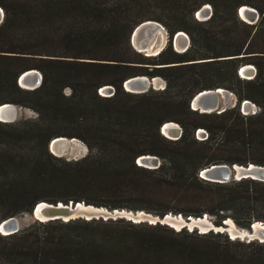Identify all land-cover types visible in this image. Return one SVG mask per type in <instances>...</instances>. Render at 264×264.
Returning a JSON list of instances; mask_svg holds the SVG:
<instances>
[{"label": "trees", "instance_id": "16d2710c", "mask_svg": "<svg viewBox=\"0 0 264 264\" xmlns=\"http://www.w3.org/2000/svg\"><path fill=\"white\" fill-rule=\"evenodd\" d=\"M205 4L211 15L198 21L193 13ZM243 5L256 9V23L238 17ZM0 7V105L28 107L67 124L50 133L37 124L25 129L24 121H0V222L39 201L158 216L207 214L217 225L229 217L243 228L264 222V182L199 177L212 164L264 165V0H0ZM146 20L160 22L169 35L154 56L135 51L129 40ZM180 30L190 38L184 52L171 48ZM248 63L256 73L242 78L238 71ZM31 69L42 81L28 90L18 77ZM137 75L162 77L166 87L125 91L124 80ZM104 86L113 87L112 95L99 93ZM216 87L233 92L236 105L221 113L190 108L195 93ZM244 100L258 111L241 113ZM167 121L181 127L178 139L160 133ZM8 131L25 143L24 153L11 154ZM58 136L88 146L91 155L76 163L86 167L83 173L48 169L47 161L58 160L48 143ZM146 154L162 160L157 168L136 163ZM58 190L75 194L47 195ZM228 236L125 218L34 221L0 234V256L5 264H264V243Z\"/></svg>", "mask_w": 264, "mask_h": 264}, {"label": "water", "instance_id": "95a60500", "mask_svg": "<svg viewBox=\"0 0 264 264\" xmlns=\"http://www.w3.org/2000/svg\"><path fill=\"white\" fill-rule=\"evenodd\" d=\"M210 9H211L210 5H205L196 12V16H199V14L202 13V14H207L209 17L211 15L209 11ZM244 9L245 8L241 9V7H239L237 11L238 16L248 24H254L255 21L258 19L257 11L253 9L252 10L253 15L248 17L249 19L247 21L245 20L244 17L241 16V11H249ZM2 19H3V10L1 9L0 22L2 21ZM159 26L161 29L164 30L166 42H168L169 35L165 30V28L156 21L146 20L138 24L130 34L129 40L133 49L137 52L144 53L140 51L139 48H145L143 50H146L147 46L149 44L151 45L153 39L151 40L149 36L151 35V33H154ZM178 32L181 31H176L171 38V43L173 44V46ZM181 33H182L181 35H184L183 32ZM188 44H189V40L187 39V46H185L181 51H178L175 48V51L184 52L188 48ZM164 46L161 49L154 52L153 54H146V52L144 54L146 56L157 55L164 48ZM248 65L244 66L247 67L245 69H247V71L250 73L247 77H243L241 75V71L242 69H244V67L240 68L238 71L239 75L246 79H250L249 76H251L252 78L256 73V69L254 68V66H252L253 68H248L250 67ZM153 78L154 77H148L144 75L132 76L124 80L122 86L126 91L130 93H144L148 91L150 88L153 89L156 88V86L153 83ZM41 81H42V75L39 71L35 69L27 70L21 73L20 76L18 77L19 86L28 90H32L39 87ZM127 88L129 90H127ZM220 88L221 87H216L213 89H203L198 91L189 100L190 108L200 113H211V112L221 113L230 107H234L237 103V99L235 95L224 88L221 89ZM101 89L102 92L105 94L103 96H109L108 94L113 93L114 91L112 86H104ZM222 89L223 91H225L226 94L225 98H223L220 93V90ZM247 103L248 104L251 103L252 105H254L249 100L242 101L240 104V108L242 112H244V108ZM2 105H7V106L12 105L13 107L18 108L16 105L9 103H4ZM18 116H19V111L14 110L13 118L10 119L8 123L16 120ZM174 123L175 122L173 121L164 122L160 127V133L166 138L172 140L178 139L182 133V129L177 123L175 124ZM200 132H202V130H199V133ZM60 137L61 136L52 138L48 143V149L50 153L53 154L54 156L65 157L69 159L70 158L69 156H63L62 154L63 153L65 154L70 150L71 144L69 143V141L75 138L64 137L66 139V141L63 144L64 150L62 151L63 153H59L57 148L59 147L58 139ZM70 159H74V157ZM136 163L140 166L154 169L159 166L160 160L158 157L154 155L146 154L139 156L136 160ZM199 177H201L204 180L217 182V183H225L232 180H240L247 178L264 182V165H257L254 163H248L246 165H240L235 163L231 165L212 164L201 169L199 171ZM24 215H25L24 219H31L33 221H39V222H46L51 220L69 221L74 219L92 220V219H100V218L104 220L107 219L114 220L117 218H125L134 223L147 222L149 224L167 225L176 230L185 228L189 231L198 230L199 233H206L208 231H214L220 233L226 232L228 233L231 239L237 238L240 240H245L247 242L258 241L264 243L263 221H253L249 225V227H244V228L237 227V229H232V231L235 232L234 237H232V235L228 231L229 218L224 219L220 225H215L216 227H213L214 225L212 224V222L211 221L208 222V220H206V216L209 218L207 214H203L201 217H193V216L184 217L181 214H172V213H168L163 216H158L143 210H138V211H131L126 209L109 210L106 207L87 204L83 201H76V202L69 201L68 203H63V202L49 203L46 201H39L32 207L30 212L25 213ZM24 219L18 217H8L6 219H3L0 222V233L3 235H8L18 232L21 229V224L22 221H24ZM204 227L206 228L205 232L201 231L204 230Z\"/></svg>", "mask_w": 264, "mask_h": 264}, {"label": "rangeland", "instance_id": "374dc122", "mask_svg": "<svg viewBox=\"0 0 264 264\" xmlns=\"http://www.w3.org/2000/svg\"><path fill=\"white\" fill-rule=\"evenodd\" d=\"M205 5H209V4H205ZM204 5V6H205ZM203 7V6H202ZM251 7V6H249ZM201 8V7H200ZM199 8V9H200ZM252 9H255L253 7H251ZM198 9V10H199ZM196 10L194 13H193V16L196 20L198 21H204V20H207L209 17L207 14H201V16H196V12L198 11ZM256 10V9H255ZM238 11V10H237ZM211 12H212V9H211ZM258 13V12H257ZM238 15V13H237ZM239 17V16H238ZM240 18V17H239ZM241 19V18H240ZM249 18L245 19L248 21ZM242 20V19H241ZM244 21V20H242ZM257 21V20H256ZM255 21V23H256ZM245 22V21H244ZM160 23V22H158ZM247 23V22H245ZM161 24V23H160ZM162 25V24H161ZM163 26V25H162ZM164 27V26H163ZM165 28V27H164ZM166 30V29H165ZM181 31V30H180ZM184 33V36L185 38L187 37V39L189 40V44H188V47L190 45V38L188 36V34L185 32V31H181ZM155 41V40H154ZM169 43L166 42L165 46L166 47ZM171 48L175 51V46H173V44L171 43ZM140 54H142L143 56H146L144 53H141L139 52ZM249 65H252L253 64H250L248 63ZM152 67V66H150ZM255 68V67H254ZM150 69V68H149ZM156 77H159V76H156ZM161 78V80L163 81V85L162 86H158L156 87L155 89L153 88H150L149 90H162L166 87V80L162 77H159ZM162 89H161V88ZM160 88V89H159ZM124 89V88H123ZM225 89V88H224ZM125 90V89H124ZM228 90V89H226ZM126 91V90H125ZM230 91V90H228ZM70 92V89L69 88H65L64 91H63V94L64 95H68ZM231 92V91H230ZM233 93V92H232ZM134 94H138V93H134ZM253 103V102H252ZM254 104V103H253ZM254 108L251 109V110H244V112L246 114H253L255 112L258 111V106L257 105H253ZM18 108V111H19V116L18 118H16V120H14L13 122H9V124H13V123H18L20 121H24V123L22 124V127H24L25 129H28V128H34L35 127V124L39 125L41 128L43 129H46L48 128V132L52 133V132H57V131H64L67 129V124L65 123H62L60 120H57L56 123H52L55 121V119L53 118L54 115H51V114H46V113H43L42 115L41 114H38L34 109H31V108H28V107H20V106H17ZM231 108V107H230ZM240 112L242 113L241 111V108H240ZM59 118H62L61 116H58ZM176 123V122H175ZM178 124V123H177ZM179 125V124H178ZM199 130H203V128H200ZM8 133H10V138L6 139L7 140V146H9L8 148L9 149H12L11 151V154L12 155H20V153H24L25 151V148H26V145L24 142L20 141L17 139V134L16 133H11L8 131ZM198 135V134H197ZM21 136V135H20ZM63 137V136H61ZM198 138L199 139H203L204 136H201V134L198 135ZM77 139V142H70L71 144V148L70 150L64 155V156H69L70 158H73L74 159H67L65 157H57L55 156L56 159L58 160H52L50 159V161H47L49 162L47 164L48 166V169L49 170H53V171H56L58 173H66L67 175H73V174H76V173H83L85 170H86V167L84 165H79V164H76L78 161H80L81 159L85 158V157H89L91 155V152L88 148V146L82 141L80 140L79 138H75ZM41 149H37V154H41ZM94 153V152H93ZM157 157V156H156ZM160 161H162L161 159H159ZM68 194H75L73 191H64V190H58V191H49L47 193L48 196L50 197H56V196H66ZM132 204H135V203H132ZM130 204V205H132ZM25 213L23 214H19L18 218H25ZM209 216V220L214 224V225H217L215 223V218L213 216ZM229 218V217H228ZM231 219V218H229ZM232 220V219H231ZM233 221V220H232ZM34 223L33 220L31 219H24V221H22V224H21V229L29 226L30 224ZM233 223L236 225V227H240L238 226L234 221ZM197 233H199L198 230H196ZM214 232V231H213ZM224 234L226 232H223ZM1 234V233H0ZM226 235L228 236V233H226ZM229 237V236H228ZM0 264H5V259L3 257L0 256Z\"/></svg>", "mask_w": 264, "mask_h": 264}, {"label": "bare ground", "instance_id": "6f19581e", "mask_svg": "<svg viewBox=\"0 0 264 264\" xmlns=\"http://www.w3.org/2000/svg\"><path fill=\"white\" fill-rule=\"evenodd\" d=\"M245 8L244 10H249V11H241V16L244 17L245 19H247L248 17L252 16L253 15V9H251V7L249 6H241V9ZM1 10V9H0ZM202 13L199 14V16H201ZM182 33L181 32H178L177 33V36L175 38V41H174V46L176 48V50L178 51H181L185 46H187V39L185 38L184 35H181ZM156 36V37H155ZM150 39L153 41L151 42V45L149 44L147 46V49L146 50H143L145 48H139L140 51L142 52H146V54H153L154 52H156L157 50L161 49L166 43V37H165V32L163 29L160 28V26L157 28V30L154 32V33H151V35L149 36ZM155 40V41H154ZM248 65V64H247ZM247 65H244V66H247ZM244 66H242L241 68H243ZM250 67L248 68H253L252 65H248ZM247 67H244V69H242L241 71V75L243 77H247L250 73L247 71V69H245ZM243 70H246V71H243ZM249 78H251V76H249ZM153 83L156 87L158 86H162L163 84V81L161 80V78L159 77H154L153 78ZM161 84V85H160ZM221 89V88H220ZM127 90H129L127 88ZM220 93L222 95L223 98H225L226 94H225V91L220 90ZM254 106L250 103V104H246L245 109H253ZM14 110H17V108L13 107L12 105L11 106H7V105H1L0 106V121L2 122H8L10 119L13 118V114H14ZM175 124V123H174ZM66 141V139L64 137H60L58 139V143H59V147L57 148L58 149V152L59 153H63L62 151L64 150L63 148V144L64 142ZM77 142V139H72L69 141L70 142ZM66 154V153H65ZM64 153L62 154L63 156L65 155ZM206 220H208V222L210 221L209 218L206 216ZM228 231L230 232V234L232 235V237H234V233L232 231V229H237V227L234 225V223L232 222L231 219L228 220ZM213 224V223H212ZM214 225V224H213ZM213 227H216L215 225ZM239 230V229H238ZM201 231H206V228L204 227V230H201Z\"/></svg>", "mask_w": 264, "mask_h": 264}, {"label": "built area", "instance_id": "2783aa9c", "mask_svg": "<svg viewBox=\"0 0 264 264\" xmlns=\"http://www.w3.org/2000/svg\"><path fill=\"white\" fill-rule=\"evenodd\" d=\"M209 11H210V13H211V9H210ZM242 78H243V77H242ZM99 93H100L101 95H105V94L102 92V89L99 90ZM110 94L112 95V93H110ZM110 94H108V95L110 96ZM242 113L245 114V112H242ZM197 134H198V135L201 134V136H204V138L206 137V132L203 131V130H202V132H200V133H199V130H198Z\"/></svg>", "mask_w": 264, "mask_h": 264}, {"label": "flooded vegetation", "instance_id": "af4514ba", "mask_svg": "<svg viewBox=\"0 0 264 264\" xmlns=\"http://www.w3.org/2000/svg\"><path fill=\"white\" fill-rule=\"evenodd\" d=\"M161 85V84H160Z\"/></svg>", "mask_w": 264, "mask_h": 264}]
</instances>
